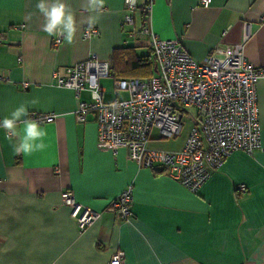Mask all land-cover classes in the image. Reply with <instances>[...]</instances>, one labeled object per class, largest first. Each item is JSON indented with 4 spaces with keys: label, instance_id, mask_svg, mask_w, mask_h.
I'll return each instance as SVG.
<instances>
[{
    "label": "crops",
    "instance_id": "crops-1",
    "mask_svg": "<svg viewBox=\"0 0 264 264\" xmlns=\"http://www.w3.org/2000/svg\"><path fill=\"white\" fill-rule=\"evenodd\" d=\"M65 2L75 13L77 33L72 44L62 37L53 46L55 37L42 31L38 0H0V34L6 36L0 43V75L7 77L0 82V119L21 103L29 114L54 116L41 125L48 147L30 156L17 155L0 129V264H109L117 252L123 253V264H264V79L256 86L261 149L252 155L233 152L190 192L167 167L138 166L123 148L114 154L97 142L93 112L83 123L75 121L88 92L76 98L56 85L53 70L94 54L109 62L112 78L125 79L131 62L145 56L137 50L151 51L147 37H131L132 28L121 27L123 0H106L91 25L87 18L95 14L85 10L84 0ZM146 2L137 0V7ZM150 3V32L178 40L192 59L203 62L218 47L240 44L246 30L245 61L264 69V0H211L207 8L195 0ZM140 25L136 13L134 27ZM89 29L98 36L83 40ZM22 83L28 88L23 90ZM184 115L189 121L193 112L182 113L181 120ZM190 127L182 143L169 148L154 147L165 138L152 129L146 148L179 152ZM128 185L131 217L124 222L106 209ZM239 185L247 189L244 195L236 190ZM64 191L99 215L83 232L61 202Z\"/></svg>",
    "mask_w": 264,
    "mask_h": 264
},
{
    "label": "built area",
    "instance_id": "built-area-1",
    "mask_svg": "<svg viewBox=\"0 0 264 264\" xmlns=\"http://www.w3.org/2000/svg\"><path fill=\"white\" fill-rule=\"evenodd\" d=\"M137 0H123L121 27H131L130 35L148 38V47L154 63V74L147 79L114 80V94L125 93L124 100L105 102L101 79L110 77V64L94 54L86 60L63 70H53L51 77L57 86L72 90L78 98L87 91L90 103L81 102L74 112L75 121L83 123L89 112L95 114L97 142L109 145L116 154L118 148L127 152L130 161L144 168L154 164L168 168L170 175L190 192H196L230 154L236 151L252 155L261 149L260 125L256 86L264 79V69L255 68L245 61L243 44L248 37L245 30L240 44L211 51L203 62L192 59L178 40H161L150 32L147 22L137 29L134 15L146 19L151 0L141 8ZM208 0H195L196 6L207 8ZM98 36L97 30L82 33L87 40ZM6 36L0 34V43ZM55 37L53 46L61 43ZM7 77L0 75V82ZM23 90L28 84L22 83ZM93 93L97 98H93ZM114 105V106H113ZM189 116L192 125L179 152L148 150L149 133L155 129L161 138L172 139L181 131V115ZM41 125L54 120L51 114L30 113ZM236 190L244 195L243 185ZM69 217L79 232L89 228L99 215L78 204L69 191L60 193ZM132 187L126 186L109 204L106 211L128 222L131 217ZM123 253H115L109 264H123Z\"/></svg>",
    "mask_w": 264,
    "mask_h": 264
},
{
    "label": "clouds",
    "instance_id": "clouds-1",
    "mask_svg": "<svg viewBox=\"0 0 264 264\" xmlns=\"http://www.w3.org/2000/svg\"><path fill=\"white\" fill-rule=\"evenodd\" d=\"M105 3L106 0H84L85 10L95 14L87 18L90 25L96 23ZM36 9L44 18L41 26L43 32L50 37L62 36L68 44L74 42L77 21L69 3L65 0H38ZM93 98H97L96 93H93ZM31 103L35 104L36 101ZM0 129H3L5 139L9 141L17 155L30 156L36 152H43L48 147L45 143L47 129L42 127L38 120L31 118L27 104L21 103L8 116L0 119Z\"/></svg>",
    "mask_w": 264,
    "mask_h": 264
},
{
    "label": "rangeland",
    "instance_id": "rangeland-1",
    "mask_svg": "<svg viewBox=\"0 0 264 264\" xmlns=\"http://www.w3.org/2000/svg\"><path fill=\"white\" fill-rule=\"evenodd\" d=\"M130 36L136 38L139 35L136 34V35H130ZM139 50H140V52H139ZM137 54L138 55H141V54L147 55L149 53H148V51L145 48H141V49L137 50ZM148 73H149V71L147 69L138 70V71L134 72V74L137 76L136 78H141V79L146 77V75ZM114 80H116V78L109 77V78L101 79L98 82L99 88L104 90V95H103V100L104 101H112L114 99L124 100V99L127 98L125 93H119L118 95L114 94V88H113ZM87 95L88 94H84L82 96V99L87 101V103H90L91 100L87 98L88 97ZM191 111L194 113L193 110H191ZM189 121L187 119V116L184 115V117L180 121L181 132H180L179 136L174 139L175 141L171 140V139H164V140H161V141H158L157 143H155L156 145L154 147L159 148L160 146H162L164 148H169V147H171L173 145L174 146L175 145L179 146L182 143V141L184 140V138L186 137V135H187L188 129L190 127V122H191V121L190 122Z\"/></svg>",
    "mask_w": 264,
    "mask_h": 264
},
{
    "label": "trees",
    "instance_id": "trees-1",
    "mask_svg": "<svg viewBox=\"0 0 264 264\" xmlns=\"http://www.w3.org/2000/svg\"><path fill=\"white\" fill-rule=\"evenodd\" d=\"M139 15L141 17V25H142L143 23L146 22V18L142 14H139ZM144 69H147L149 73L146 75V77L142 79L150 78L154 74V63L152 60V55L150 54H147L143 57H139L133 62H131V70L129 72L130 74H124L122 77L125 79H141V78H136L137 76L134 74V72L138 70H144ZM110 77H111V74H110ZM116 80H118V78H116Z\"/></svg>",
    "mask_w": 264,
    "mask_h": 264
},
{
    "label": "water",
    "instance_id": "water-1",
    "mask_svg": "<svg viewBox=\"0 0 264 264\" xmlns=\"http://www.w3.org/2000/svg\"><path fill=\"white\" fill-rule=\"evenodd\" d=\"M155 70V69H154Z\"/></svg>",
    "mask_w": 264,
    "mask_h": 264
}]
</instances>
